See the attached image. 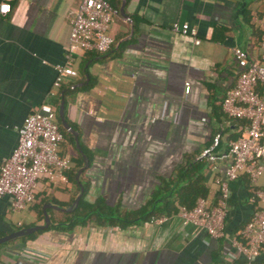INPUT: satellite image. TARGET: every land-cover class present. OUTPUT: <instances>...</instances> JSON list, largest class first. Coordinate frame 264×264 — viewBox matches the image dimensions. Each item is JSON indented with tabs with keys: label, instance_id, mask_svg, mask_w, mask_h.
Listing matches in <instances>:
<instances>
[{
	"label": "crops",
	"instance_id": "1",
	"mask_svg": "<svg viewBox=\"0 0 264 264\" xmlns=\"http://www.w3.org/2000/svg\"><path fill=\"white\" fill-rule=\"evenodd\" d=\"M108 1L122 11L108 29L114 43L104 53L70 58L66 46L78 0H11L9 12L0 15V163L15 145L24 116L62 98L77 142L91 156L84 171L86 202L100 198L106 206L134 211L155 195L152 205L176 206V191L185 186L177 173L191 162L202 164L193 176L214 202L216 178L229 159L199 161L195 155L216 131L221 135L215 152L225 151L241 132V120L227 117L219 102L242 67L232 48L259 56L264 0ZM173 20L194 28L198 43L190 34L173 32ZM57 63L77 74L54 87ZM59 152L74 156L67 139ZM67 180L39 175L36 203L67 207L56 202L71 204L79 189ZM256 186L264 188L263 175ZM252 187L244 174L229 182L226 235L218 240L174 215L162 224L87 220L70 230L52 228L32 239L1 242L0 264H231L228 238L256 207ZM42 220L31 207L13 210L10 198L0 197V237ZM234 260L244 263L241 255ZM252 264H264V248Z\"/></svg>",
	"mask_w": 264,
	"mask_h": 264
},
{
	"label": "built area",
	"instance_id": "2",
	"mask_svg": "<svg viewBox=\"0 0 264 264\" xmlns=\"http://www.w3.org/2000/svg\"><path fill=\"white\" fill-rule=\"evenodd\" d=\"M10 1L0 0L1 16L9 12ZM118 16V8L108 0H78V7L70 18L66 57L87 51H108L114 43L108 29ZM170 29L192 35L194 43L199 41L194 36L195 29L187 22L173 20ZM258 52V58H249L240 47L232 48L235 59L242 67L237 71L234 84L225 90L219 102L227 117L244 121L240 134L228 142L225 151L215 152L214 148L221 135L220 131H216L211 142L195 155L199 161L229 159L222 175L216 178L218 193L215 201L210 202L204 196H197L191 207L180 205L172 214L160 215L148 221L162 224L170 215H174L182 225L197 226L210 238L221 239L226 235L224 220L229 182L238 174H244L254 187L251 199L257 205L238 231L239 236L228 238L234 252L227 254L231 262L236 255H241L243 264H252L264 245V188L256 186L257 179L264 176V26ZM54 71V87L60 85L64 76L77 74L69 64L57 63ZM187 90L188 82H184V93ZM56 115V109L46 102L26 114L16 128L15 145L0 163V197L8 196L13 210H22L32 202L39 175L48 181H68L66 173L70 169V157L59 152L63 136Z\"/></svg>",
	"mask_w": 264,
	"mask_h": 264
},
{
	"label": "trees",
	"instance_id": "3",
	"mask_svg": "<svg viewBox=\"0 0 264 264\" xmlns=\"http://www.w3.org/2000/svg\"><path fill=\"white\" fill-rule=\"evenodd\" d=\"M58 104V101H55L54 108ZM63 115L65 121L73 128L77 129L76 125L69 121L65 115V111L63 110ZM238 121V119H235ZM56 121L59 126V130L62 133L63 139H67L70 147L74 151V156H70V169L67 171V177L69 180L77 184L78 182L81 183L83 190L82 193L79 196V199L77 201L76 206L71 211H59L51 208H47L46 212L49 217V223L45 228L42 229H36L33 232L22 235L19 238L21 239H32L39 233L49 230L52 228H58L62 230H70L75 224L77 223H84L87 220H93L95 223L99 225L103 224H126L128 222H133L138 219L142 221H149L151 218L160 216V215H169L177 210V208L180 205H185L187 207H191L197 196H205L206 189L200 184L199 180L200 177L193 176L195 174V170L201 166L202 164L200 162H191L187 164L186 169H184L182 172L177 173V178L180 177L182 180L185 181V186L181 187L180 190L176 191L177 195V205L173 206L170 203H163V204H157L152 205L155 200V195L152 197L151 202L147 203L144 206H141L137 210L129 211L126 209H119L117 206L115 207H109L103 204V201L100 198H97L93 202H86L84 200V195L87 189V179L84 177V171L81 170V173L78 177V181L75 180L74 174L76 169L82 164V157L81 153H83L86 158L87 162L89 163L91 156L90 152L78 141V147L75 146L72 134H70L68 131H66L60 124L58 117L56 115ZM239 125H243L244 121H239ZM247 178V177H246ZM248 180V178H247ZM251 190H254V187L251 188ZM252 196V194H251ZM43 200H40L38 203H36V194H34L32 202L26 207H31L33 210L36 211L37 219L41 220L43 218V212L41 209ZM58 205L61 206H68L70 202L68 203H62V202H56ZM253 203H255V200H253ZM257 205V203H255ZM241 228V227H240ZM233 230L232 233L239 236L238 231L240 230ZM264 248V245H262V248ZM231 264H242L241 262H238L237 260L232 261Z\"/></svg>",
	"mask_w": 264,
	"mask_h": 264
},
{
	"label": "water",
	"instance_id": "4",
	"mask_svg": "<svg viewBox=\"0 0 264 264\" xmlns=\"http://www.w3.org/2000/svg\"><path fill=\"white\" fill-rule=\"evenodd\" d=\"M120 14H122V11L120 10L119 11ZM63 110H64V102H63V99L60 98L59 102H58V105H57V117H58V120L61 124V126L66 130L68 131L70 134H72L73 136V140L75 142V146L78 147V143H77V130L73 129L68 123L67 121H65L64 119V115H63ZM81 156H82V165H80L77 169H76V172H75V175H74V178L75 180L78 181V177H79V174L81 172V170H83L88 162H87V158L86 156L81 153ZM78 186H79V189H78V193L77 195L73 198L71 204L67 207H60V206H57L55 204H51L49 202H44L42 204V212H43V220H42V223H39V224H34V225H30V226H26V227H22V228H19V229H16V230H13L3 236L0 237V243L1 242H4L10 238H13V237H17V236H22V235H27L31 232H33L34 230L36 229H42V228H45L48 223H49V217H48V214L46 213V208L49 207V208H54L56 210H61V211H71L77 204V201L79 199V196L80 194L82 193V190H83V187L81 185L80 182H78Z\"/></svg>",
	"mask_w": 264,
	"mask_h": 264
}]
</instances>
